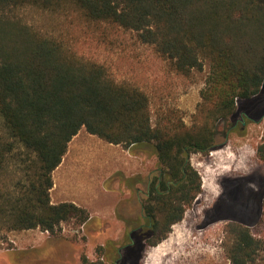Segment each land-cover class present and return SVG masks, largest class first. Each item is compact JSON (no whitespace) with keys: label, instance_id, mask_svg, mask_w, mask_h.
Wrapping results in <instances>:
<instances>
[{"label":"trees","instance_id":"1","mask_svg":"<svg viewBox=\"0 0 264 264\" xmlns=\"http://www.w3.org/2000/svg\"><path fill=\"white\" fill-rule=\"evenodd\" d=\"M27 8L59 15L62 24L77 19L134 32L179 75L208 66L191 124L170 107L153 123L142 88L26 22L20 11ZM263 85L264 0H0V232L38 227L56 235L62 222L88 219L85 208L50 198L51 173L84 127L156 157L159 172L142 203L146 226L129 231L124 255L112 253L110 263L132 264L136 251L140 264L145 248L164 239L201 192L190 155L216 147L217 122ZM255 154L264 161V135ZM225 236L232 264H254L264 247L239 222H228ZM81 264L104 263L84 257Z\"/></svg>","mask_w":264,"mask_h":264},{"label":"rangeland","instance_id":"2","mask_svg":"<svg viewBox=\"0 0 264 264\" xmlns=\"http://www.w3.org/2000/svg\"><path fill=\"white\" fill-rule=\"evenodd\" d=\"M20 12L41 32L70 42L77 54L103 64L117 80L142 88L150 99L153 123L157 112L170 107L186 125L191 124L208 66L179 75L152 46L140 43L134 32L106 25L97 29L90 23L77 24V19L69 24L64 19L65 26L56 14L32 8ZM263 135L264 85L257 95L239 102L234 116L217 122L218 149L190 155L201 179V192L167 236L145 248L140 264H232L224 245L225 228L232 221L249 226L255 237L264 240V161L255 154ZM156 167L155 155L110 144L81 127L69 141L60 166L51 173L50 198L52 202L72 198L81 204L94 200L107 211L100 217L93 214L82 228L75 219L64 221L58 234L45 232L46 238L38 245L25 236L27 229L3 230L0 264H81L84 257L110 264L112 253L120 258L124 250L119 247L127 242L129 231L144 222L141 205L147 181L158 175ZM231 198L234 210L221 209L220 220L201 227L215 208L232 207ZM254 264H264V247Z\"/></svg>","mask_w":264,"mask_h":264},{"label":"crops","instance_id":"3","mask_svg":"<svg viewBox=\"0 0 264 264\" xmlns=\"http://www.w3.org/2000/svg\"><path fill=\"white\" fill-rule=\"evenodd\" d=\"M110 144H112V143H110ZM117 145H119V144H117ZM128 148H131V147H128ZM60 163H59V165L56 168H58L60 166ZM52 185H53V183H52ZM91 193H88V194H91ZM59 194L62 195L63 193L60 191ZM62 201H71V202L75 203L76 205L85 208L87 210V212H89V216H88L87 221L93 216V214L100 217V216L104 215V213L107 211V210H105L106 208H102V203H99L98 201H94V200H90V201L87 200L83 204L77 202V200H74L72 198L69 199V200H62ZM59 202H61V201H59ZM52 203H58V202H52ZM85 223H86V221L84 223H82V224H79V225H81V228L85 225ZM61 224H60V226H61ZM27 230L29 231V233H25V236L27 238L33 239V241H35L36 245L40 244L42 242V240H44V238H46L45 237L46 236L45 232H46V234H48L47 236L51 235V234H49V232L42 231L38 227L37 228L27 229Z\"/></svg>","mask_w":264,"mask_h":264},{"label":"flooded vegetation","instance_id":"4","mask_svg":"<svg viewBox=\"0 0 264 264\" xmlns=\"http://www.w3.org/2000/svg\"><path fill=\"white\" fill-rule=\"evenodd\" d=\"M235 124V123H234ZM231 127H233V125L231 126ZM150 181L151 180H148L147 181V190H146V192H145V195H146V197L149 195V185H150ZM159 184V180L157 181V183H156V186ZM232 200L231 201H229V203L230 204H232V207H230L228 204L227 205H221V206H219V207H217V208H215V210L211 213L210 212V214H208L206 217H205V221H204V223L202 224V226L201 227H205V226H207V225H209V224H212L213 222H215V220H220L221 219V209L225 212V211H232V210H234L233 208H234V199L233 198H231ZM141 216H142V218H143V220L145 219V215H144V213H143V208H142V205H141ZM245 219H247L248 220V218H245ZM147 225H149V224H147ZM143 226H146V224H145V222H142V223H139L137 226H136V228H137V230H141L142 228H143ZM137 235V234H136ZM125 245H121L119 248H123ZM125 248V247H124ZM120 249H118V251H119ZM136 256H137V253H136V251H134V255H133V261H132V264H134V261H135V259H136ZM115 263L116 264H118V261H115Z\"/></svg>","mask_w":264,"mask_h":264},{"label":"water","instance_id":"5","mask_svg":"<svg viewBox=\"0 0 264 264\" xmlns=\"http://www.w3.org/2000/svg\"><path fill=\"white\" fill-rule=\"evenodd\" d=\"M241 122H242V124H244V123H245V121H244V120H242ZM226 137H227V134H226L225 138H226ZM220 145H221V144H217V146H216V147H214V148H212V149H218V148L220 147Z\"/></svg>","mask_w":264,"mask_h":264},{"label":"bare ground","instance_id":"6","mask_svg":"<svg viewBox=\"0 0 264 264\" xmlns=\"http://www.w3.org/2000/svg\"><path fill=\"white\" fill-rule=\"evenodd\" d=\"M160 249V248H159ZM163 249V248H162ZM165 249V248H164ZM155 251H156V249H155ZM159 251V250H158ZM162 254V253H161ZM158 257V256H157Z\"/></svg>","mask_w":264,"mask_h":264},{"label":"built area","instance_id":"7","mask_svg":"<svg viewBox=\"0 0 264 264\" xmlns=\"http://www.w3.org/2000/svg\"><path fill=\"white\" fill-rule=\"evenodd\" d=\"M210 154H213V151H211Z\"/></svg>","mask_w":264,"mask_h":264}]
</instances>
